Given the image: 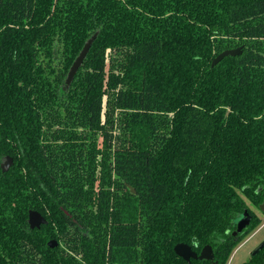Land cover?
<instances>
[{"label":"trees","instance_id":"16d2710c","mask_svg":"<svg viewBox=\"0 0 264 264\" xmlns=\"http://www.w3.org/2000/svg\"><path fill=\"white\" fill-rule=\"evenodd\" d=\"M263 200L264 0H0V264H228Z\"/></svg>","mask_w":264,"mask_h":264},{"label":"water","instance_id":"95a60500","mask_svg":"<svg viewBox=\"0 0 264 264\" xmlns=\"http://www.w3.org/2000/svg\"><path fill=\"white\" fill-rule=\"evenodd\" d=\"M96 39V36H93L84 46L83 50L81 51L78 58L75 60L74 64L72 65L68 77L66 79V88L70 87L72 82L74 81L78 71L82 67L94 41ZM243 53L242 49H235V50H227L223 53H221L219 56H217L213 62L212 66L215 67L219 63H221L225 58L227 57H236ZM13 164L12 158H8L5 164L3 165V172L6 173L9 171L10 167ZM259 209L264 212V200L263 203L259 206ZM253 220V216L246 210L244 214L237 220V229L232 234L235 238L238 237L240 234L244 232L245 229H247ZM47 220L36 211H30L29 212V225L31 229H40L41 226L46 225ZM58 246V243L56 241H51L49 243V248H56ZM264 248V244L260 246L257 251L253 254V256H256L262 249ZM175 254L182 258L185 262L188 264H191L192 260L195 261H213L214 260V252L212 247H205L200 255H198L196 252L192 250L191 247H189L186 244H178L174 248Z\"/></svg>","mask_w":264,"mask_h":264},{"label":"rangeland","instance_id":"374dc122","mask_svg":"<svg viewBox=\"0 0 264 264\" xmlns=\"http://www.w3.org/2000/svg\"><path fill=\"white\" fill-rule=\"evenodd\" d=\"M248 205L256 215L257 219L260 220V226L235 249L228 264L247 263L257 249L264 244V212L256 208L250 202H248Z\"/></svg>","mask_w":264,"mask_h":264},{"label":"flooded vegetation","instance_id":"af4514ba","mask_svg":"<svg viewBox=\"0 0 264 264\" xmlns=\"http://www.w3.org/2000/svg\"><path fill=\"white\" fill-rule=\"evenodd\" d=\"M182 259V258H181ZM183 260V259H182ZM184 261V260H183ZM195 260H192L191 264H193ZM185 264H188L187 262L184 261Z\"/></svg>","mask_w":264,"mask_h":264}]
</instances>
